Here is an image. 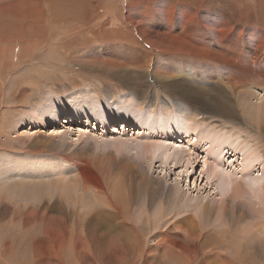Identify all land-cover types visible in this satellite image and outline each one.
Masks as SVG:
<instances>
[{
    "label": "rangeland",
    "instance_id": "1",
    "mask_svg": "<svg viewBox=\"0 0 264 264\" xmlns=\"http://www.w3.org/2000/svg\"><path fill=\"white\" fill-rule=\"evenodd\" d=\"M67 1L69 0H0V157L3 158L9 156L10 153L26 151L25 147L34 138L32 136L28 140L25 136L26 132L30 131L33 134L39 131L42 139H50L52 127H40L39 129L36 125L19 123V121L28 117L31 112H38L40 107L50 99L58 100L69 96L84 95H87V97L69 100L90 102L94 107L105 102L104 100L110 99L114 102V105L122 106L123 110L125 109L123 104L127 100L134 105L145 98L151 100V106L145 108V104L142 105L138 115L132 112L134 117L137 116L133 119V122L145 127V129H152V125L148 123V120H151L157 129V140L152 136H147L148 132L145 129H137L134 132L130 130L114 132L111 130L113 132L105 133V131L101 132L99 126L97 129L94 128L95 122L90 124L91 121H89L90 125H88V121L84 120L81 124L73 125L70 123L69 132L72 136L64 140L67 145H70V140L76 142L81 134L86 133L85 135L89 136L90 132L89 137L98 138L99 141L84 138L79 141V144L76 142L75 146L102 153L109 150L105 142L113 143L115 140L113 146H119L122 145V140H139L142 137H148L147 142H158L159 140L169 142L179 135L178 131H186V137L191 135L190 130H194L197 133L200 131L198 138L201 142L203 141V135L209 141L216 142L218 139L220 141L225 136H232L234 133L238 137L237 141L251 136L249 138L252 139L251 142L264 149V134L260 132L257 134L255 126L249 121H247L248 123L243 121L229 123L235 126L236 129L224 126L227 129L225 131L216 127L210 128L209 124L201 126L197 118H190L188 123L181 122V116H185L182 111L185 110L193 115L201 114L204 118H217L214 111H219L220 106L219 104L215 105L213 101L215 93L211 91V88L227 93L228 85L224 82L226 80L224 76L218 75L212 79V82L205 81L203 78L189 81L188 76L192 74L190 70L183 72L184 76L175 74L174 81H181L195 88L204 86L208 90L206 96L201 93L199 99L187 95L192 102L189 105L185 102L182 103V100L180 101L182 97L175 94L181 89L172 91L170 86L153 78L149 75V72L141 73L133 66H128L125 68L126 70H122L116 67H106L102 64V60H113L115 54L120 52L119 46L130 47V50H143L146 48L139 33H136L134 27L126 22L127 12L131 15H140L138 22V24L141 22L140 27L155 29L157 32L165 31L163 26L167 25L164 19L163 22L161 21V10H163L164 17L173 8V18L177 16L178 11L182 13H186L187 10L191 11L193 15L188 23L192 22L194 24L192 18L197 15L208 14L213 18H218L222 14L233 21L234 28H242L243 31L246 29L256 30L264 33V0H94L91 3L88 0H79L76 10L73 7L72 9L69 8L66 5ZM69 3L74 5L72 1H69ZM148 41H150L149 37ZM150 44L154 47L151 50L157 51L156 56H161L162 60L167 63L180 59L191 62L199 61L187 58L189 57L187 54L168 50L153 41H150ZM197 44L209 49L214 46L211 43ZM246 62L249 61L246 60ZM173 69L175 70V68ZM93 92H96V96L92 97ZM130 92L133 93V96L128 95ZM157 95L163 101L168 102V105H152ZM172 97L174 103L171 100ZM209 100L210 102H206ZM161 104H164V102ZM176 104L183 106L185 110L178 109ZM169 107L175 111V114L173 113V116L170 117L172 122H169L170 119H168ZM178 110H180L179 114L181 112L180 116L176 114ZM101 114L102 107H99L97 111L93 109V116L100 118ZM63 116L61 115V117ZM114 117H117V115L115 114ZM215 120L218 121V119ZM183 124L184 126H182ZM164 128L173 129L175 132L169 134ZM238 129L244 131V133L238 131ZM60 131L63 132L64 128L61 127ZM245 132H248L249 135ZM182 138L170 142H183L184 146L187 140L184 141ZM56 143L58 146L62 144ZM248 145L249 148L251 147L250 144H246V149ZM70 146L72 147V145ZM123 146H125L124 142ZM111 151H113L114 156H120V153L115 152L114 148ZM199 154L203 156L200 152ZM124 155L132 156L127 153H124ZM214 155V150L211 149L209 157L215 160ZM198 159L201 160V157ZM142 162L146 164L145 159ZM171 162L169 161V165L163 166V162L155 160L154 166L158 167L156 173H152L153 168L151 165V172L147 169V179L153 176V181L166 182L165 187H169V191L171 187L175 188L174 186L177 185L180 190L182 189L180 192L185 193L183 199L181 196H177V200H174V195L171 192L169 199L166 196L164 199V194L154 196L152 204L148 206L143 193L135 194L136 199L138 201L140 199V204L134 206L131 211H119L122 218L130 216V220L125 222H129L130 225V228L127 229V236L130 248L135 253L134 257L126 254L124 250L113 248V244L107 243L104 239H92L83 226L79 227L76 237L70 242L69 233L64 230V226L70 229L74 224L70 220L60 223L57 218L48 220V217L44 216L41 223H23V214L25 215L23 209L19 210V216L21 215L23 220H16V211L13 205L3 198L4 196H1L0 264H181L180 258L177 257L179 255L194 259L191 264H211L213 259H203L201 257L199 239L196 238L197 241L190 236L202 220L201 214H198L200 207L197 206V203L200 200L205 202L206 200L212 201L219 198V196H212L216 182L211 183V189L209 186L204 187L205 179L201 181L202 177L199 174L202 166L201 161L198 165L196 164L193 168L188 169L187 172L181 165L175 168L172 166V169L169 170ZM218 162L222 163L221 160H218ZM125 163L133 164L132 160ZM237 165H239V162ZM137 172L135 176L139 179L141 172ZM255 186L257 184L253 182L251 187L258 191V187ZM254 190L249 189L251 192ZM215 192L219 193L217 187ZM250 198L252 199V197ZM252 200L254 202L255 197ZM95 206L98 207L96 209L98 211L97 202H95ZM160 208L165 209L166 217L164 221L158 222L155 218L159 216ZM253 213L255 212L253 211ZM252 214L249 213V217L235 225V228L227 224L223 225L224 228L222 225L216 227V231L220 230L221 227L225 231L227 229L228 234L221 232L226 235L227 244L224 251L216 250L223 252V255L221 254L220 261H214L220 262L219 264H238L237 261H239V264H264V242L258 240L260 236L264 237V231H260V229L264 230V223H259L261 221L259 215ZM53 215L60 216L57 212H53ZM146 217H151L153 221H147ZM255 231L258 234H254ZM90 233L100 235L99 231L94 228H90ZM244 233L246 235L254 234L255 238L252 236L246 237ZM38 239H45V246L42 247V251L38 250L35 245ZM80 242L87 243L93 253L74 255L71 250ZM63 246L64 248L68 246L69 255L71 256L63 253L53 254L55 250ZM96 246H99V248ZM45 249L49 254L47 256L45 255ZM94 250L99 252L103 250L104 252L98 254L94 253ZM162 250H164L165 255L169 254V257L161 254ZM226 255L228 257L230 255V257L228 258Z\"/></svg>",
    "mask_w": 264,
    "mask_h": 264
},
{
    "label": "bare ground",
    "instance_id": "2",
    "mask_svg": "<svg viewBox=\"0 0 264 264\" xmlns=\"http://www.w3.org/2000/svg\"><path fill=\"white\" fill-rule=\"evenodd\" d=\"M69 1H72L74 5H71ZM69 1L66 5L76 10L79 0ZM88 1L91 3L94 0ZM171 10L164 17L163 10H161V21L163 22L164 19L167 25L163 24L165 31H159L160 33L155 29H143L139 26L141 22L138 24L140 15H131L127 12L126 22L134 27L136 33H139L146 48L143 50H130V47L119 46L120 52L115 54L113 60H102V64L106 67H116L122 70H126L125 68L128 66H133L141 73L149 72L150 76L170 86L172 91L181 89L175 94L182 97L180 99L182 103L185 102L189 105L192 103L189 97L199 99L200 94L203 93L206 96L208 90L204 86L195 88L187 83L174 81L175 74L184 76L183 72L190 70L192 72L191 76L186 75L189 77V81L203 78L205 81L212 82V79L216 76H224L226 79L224 82L228 85L227 93L211 88V91L215 93L213 101L215 105L219 104L220 106L219 111H214L217 118H204L201 114L193 115L185 110L183 106L176 104L178 109L185 110L182 111L185 116H181V122L188 123L190 118H197L201 126L209 124L210 128L216 127L225 131L227 129L224 126L236 129L235 126L229 123H238L239 121L246 123L249 121L255 126L257 134L259 132L264 134V33L256 30L246 29L243 31L242 28H234L233 21L222 14L218 18H213L208 14L197 15L192 18V21L195 22L192 24V22L188 23L193 15L191 11L187 10L186 13L178 11L177 16L173 18V8ZM148 37L151 42L162 45L168 50L187 54L189 55L187 58L206 62H191L180 59L167 63L162 60L161 56H156L157 51L151 50L154 47L148 41ZM196 42L211 43L214 46L209 49ZM246 60L249 62L247 63ZM128 95L133 96V93L130 92ZM93 96H96V92L92 93ZM86 97L87 95L69 96L58 100L50 99L40 107L38 112H31L28 117L19 121L21 124L36 125L39 129L40 127H52V131L49 140L42 139L39 131L33 134L30 131L26 132L25 136L28 140L34 136L32 141L25 147L26 151L10 153L7 157H0V197L4 196L3 198L13 205L16 211V220H23L21 215L19 216L20 209L25 211L23 223H41L44 216H47L48 220L57 218L60 223L70 220L74 223L70 229L64 226V230L69 233L70 242L76 237L79 227L83 226L92 239H104L107 243L113 244V248L124 250L126 254L134 257L135 253L130 248L127 236V229L130 228V225L129 222H125L130 220V216L122 218L119 211H131L134 206L140 204V199L138 201L135 194L143 193L148 206L152 204L154 196L164 194V199L165 196L169 199L171 192L174 195V200H177V196H181L183 199L185 193L182 192V194L180 192L182 189L180 190L177 185L174 186L175 188L171 187L172 191H169V187H165L166 182L153 181V176L147 179V169L150 171L151 165L153 168L152 173H156L158 167L154 166L155 160L163 162V166L172 160L169 170L172 169V166L175 168L181 165V167H184L185 172L201 161L202 166L199 174L202 177L201 181L205 179L204 187H210L213 181L216 182L212 196H219V198L212 201L202 202L200 200L198 203L196 202L197 206L200 207V210H197L198 214H201L202 220L190 236L199 239V251L202 253L201 257L203 259H213L211 264L220 263L214 260L221 259V254L223 255L221 251L226 248V235L221 232H225V234H228V232H226L227 229L226 231L221 229L223 225L227 224L234 227L241 223L243 219L249 217L248 214H252L253 211L255 213L252 215H259L261 220L259 223H264V149L259 148L255 143L253 144L252 139H249L251 136L246 137L247 140L244 138L237 141L238 137L233 133L232 136H225L220 141L218 139L216 142H211L203 135V141L201 142L198 138L200 131L197 133L190 130L191 135L186 136L188 139L185 137L187 135L186 131H178L179 135L170 141L181 140L183 137L182 140H187L184 146L183 142H179L181 144L161 140L147 142L148 137H142L139 140H122V145L119 143V146H113L115 142L113 139H120L113 138V143L105 142L109 150L98 153L88 148H77L75 146L76 142L79 144V141L84 138L92 141L98 140V138L89 137V132V136H86V133L81 134L76 142L70 140L71 147L64 142L67 137L72 136L69 132L70 123L73 125L81 124L84 120H87L88 125H90L95 122L94 128L97 129L99 126L101 132L105 131V133L143 130L145 127L133 122V119L137 116L134 117L132 112L138 115L142 105L145 104L144 107L149 108L151 106L150 102H152L145 98L134 105L127 100L123 104L125 106L123 110L122 106L114 105V102L110 99H106L105 102L94 107L90 102L69 100ZM209 99L211 100V98ZM171 100L174 103L173 97ZM210 100L206 102H210ZM252 100L255 101L252 102ZM162 102L164 104H161ZM152 105L166 106L168 102L163 101L157 95ZM99 107H102L100 118L93 116V109L97 111ZM179 111L176 114L180 116L181 112L179 114ZM174 112L169 107L168 119L173 116ZM115 114L117 117H114ZM61 115L64 116L61 117ZM215 119H218V121ZM171 120L169 122H172ZM89 121H91L90 124ZM148 123L153 128L145 129L148 132L147 136H152L157 140L156 127L151 120H148ZM61 127L64 128L63 132L60 131ZM164 129L169 134L175 132L173 129ZM238 131L241 130L238 129ZM241 132L244 133V131ZM245 133L249 135L248 132ZM56 142L62 144L58 146ZM123 142L125 146H123ZM246 144H250L251 147L249 148L248 145L246 149ZM112 148L115 152L120 153V156H114L113 151H111ZM211 149L214 150L215 160L209 157ZM124 153L132 156L124 155ZM27 155L29 156L26 157ZM199 157H201V160L198 159ZM144 159L146 164L142 162ZM129 160H132L133 164L125 163ZM218 160H221L222 163H219ZM229 160L231 161L229 162ZM238 162L239 165H237ZM137 171L141 172L139 179L135 176L138 173ZM255 172L256 175L254 176ZM253 182L257 184L255 187H258V191L251 187ZM216 187L219 189V193L215 192ZM247 187L254 191H249ZM124 194L126 195L123 196ZM250 197L252 199L255 197L254 202ZM95 202L98 203V211H96L98 207L95 206ZM244 211L249 213L247 214ZM53 212H57L60 216L53 215ZM165 217V209L160 208V214L155 220L158 222L164 221ZM146 218L147 221H153L151 217ZM183 219L185 218L183 217ZM220 225L222 227L216 231V227ZM90 228L97 229L100 235L90 233ZM260 231L264 230L260 229ZM254 234L258 233L255 231ZM254 234L245 235L246 237H254ZM258 240L264 242V237L260 236ZM240 243L242 244V242ZM35 245L38 250L42 251V247L45 246V239H38ZM67 247L64 248L63 246L55 250L53 254L63 253L71 256ZM96 247L99 248V246ZM217 249L221 251H216ZM71 251L74 255L93 253V250L91 251L89 245L85 242H80ZM103 252V250L101 252L94 250V253L98 254ZM160 253L165 255L164 250ZM45 255H49L46 249ZM198 255L200 256V254ZM165 256L169 257V254ZM165 256L164 258H166ZM177 257L180 258L181 264H191L194 260L189 256L179 255ZM237 262L239 264V261Z\"/></svg>",
    "mask_w": 264,
    "mask_h": 264
}]
</instances>
